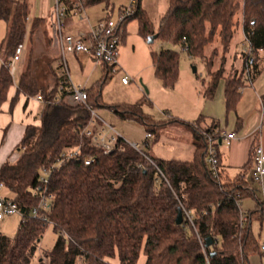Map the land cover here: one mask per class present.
<instances>
[{
	"label": "trees",
	"instance_id": "16d2710c",
	"mask_svg": "<svg viewBox=\"0 0 264 264\" xmlns=\"http://www.w3.org/2000/svg\"><path fill=\"white\" fill-rule=\"evenodd\" d=\"M64 3L68 13L74 10L82 13L99 5L109 11L113 9L111 0H74L71 5L64 0ZM133 8L134 14L123 22V29L136 20L139 34L145 39L158 35L157 40L180 46L191 58L202 60L209 78L203 97L213 99L220 81L225 79L227 110L237 108L244 74L225 78L223 58L229 53L234 30L240 24L236 17L241 13V26L250 46L244 68L251 82L260 75L261 63L264 66L260 57L264 52V0H169L167 16L157 31L152 29L142 9V0ZM29 15L27 2L0 0V21L7 25L0 65V112L15 85L9 65L16 48L26 39L32 43L37 24L41 23L35 19L29 24ZM126 35L125 30L121 44ZM217 38L220 47L212 51L209 59L206 49ZM220 54L222 68L214 71ZM151 60L156 78L164 88L173 89L180 77L179 54L162 49L152 53ZM47 70L46 77L40 79L30 59L16 84L11 108L20 95L26 98L40 95L46 108L41 125L26 128L16 148L17 160L0 168V183L24 215L38 206L41 193L50 196L52 210L48 219L58 239L49 253L38 256V246L50 226L31 217L21 220L14 238L0 234V264H77L79 259L84 264H111L113 260L137 264L141 252L146 256L145 264H250L251 256H264L260 239L253 232L255 223H264V204L249 181L256 146L251 163L232 179L221 166L223 144L219 129L215 125L201 128L202 118L193 124L184 123L196 138L192 161L157 160L145 153L153 165L122 140L112 154L106 155L81 135L90 124V113L84 107L67 105L64 99L56 101L58 77L52 63ZM110 78L106 69L100 83L87 90L88 104L94 109L104 108L100 93ZM143 106L141 101L109 109L121 121L140 124L156 140L160 128L181 122L176 118L157 122L143 112ZM207 136L217 139L221 167L218 178L213 177L206 162ZM77 148L80 158L55 168L48 185H41V170L57 165L64 152ZM88 159L92 160L90 166L85 164ZM249 198L257 201V207L246 214L243 222L238 201ZM179 210L183 211L182 225L176 223ZM184 211L192 215V224ZM208 239L212 241L210 247H206Z\"/></svg>",
	"mask_w": 264,
	"mask_h": 264
},
{
	"label": "rangeland",
	"instance_id": "374dc122",
	"mask_svg": "<svg viewBox=\"0 0 264 264\" xmlns=\"http://www.w3.org/2000/svg\"><path fill=\"white\" fill-rule=\"evenodd\" d=\"M114 5V13H111V19L117 20L119 8L121 5L128 6L127 0H111ZM122 8V7H121ZM142 9L144 10L153 30H158L165 20L169 10V0H142ZM92 19L103 14L101 6H95L88 9ZM80 18V17H79ZM242 15L239 13L236 17V26L234 38L232 40L229 53L224 59L225 74L232 76L234 74H244V56L248 55L249 45L245 40L243 28L241 26ZM75 23L82 22L75 20ZM125 41L119 48V71L111 74L110 80L106 83L100 93V100L104 108L96 106L98 116L111 125L123 138L130 144H137L141 150L149 157L154 159H163L169 161H181L188 154V149L192 142V132L185 128L184 123L192 122L195 118V108L190 101L196 93H202L207 83V70L202 60L191 58L182 47L175 46L170 42H164L161 39L149 43L148 38L139 34L138 21L133 20L126 25ZM47 39L50 41L49 48L42 43L39 36L35 35L32 43L25 40L26 53L20 63H13L11 71L14 76V83L19 81L22 71L28 60L33 59L35 73L40 79L46 77L49 63L56 68L58 61L53 60L51 52L54 51L55 31L51 26H47ZM7 39V25L0 21V51L4 54L5 43ZM47 44V43H46ZM219 39L206 49V55L209 58L215 48H219ZM173 50L180 56V77L178 86L174 89H166L156 78L154 67L151 60V54L160 50ZM1 58L0 55V65ZM210 59V58H209ZM70 61V60H69ZM196 68V73L193 69ZM222 68V55L216 59L214 71ZM235 70H234V69ZM233 69V70H232ZM71 77L75 86L84 88H93L100 83L103 76L101 71L95 70L91 64H87L83 71H80L74 61H72ZM101 75V76H100ZM127 77L128 85L122 83V78ZM44 81V80H43ZM51 82L48 79L47 84ZM180 83V84H179ZM95 85V86H94ZM144 102L143 112L151 116L157 122H168L173 118L181 121L171 125L164 126L158 131V138L145 143V129L136 122L120 121L109 109L115 105H134L138 102ZM195 106V105H194ZM4 196H9L7 191H3ZM21 217L16 215L6 217L0 221V234L9 238H14L18 231ZM253 232L258 233L257 224L253 225ZM58 235L55 234L52 226L48 227L41 243L38 246L37 255L49 253L55 246ZM146 256L140 253L137 264H145ZM77 264H84L83 259H79ZM111 264H119L118 260L111 261Z\"/></svg>",
	"mask_w": 264,
	"mask_h": 264
},
{
	"label": "crops",
	"instance_id": "0c3cea01",
	"mask_svg": "<svg viewBox=\"0 0 264 264\" xmlns=\"http://www.w3.org/2000/svg\"><path fill=\"white\" fill-rule=\"evenodd\" d=\"M19 1H25L30 6L29 24H31L35 19L41 21V23L37 24L38 27L35 35L39 36L42 43L49 48L50 41L47 39L46 30L48 24L54 30V0ZM73 2L74 0H68L69 5ZM99 6L102 7L103 14L95 19H92L86 11L82 13H77L75 10L69 12L66 19L65 32L68 35L76 36L79 32H88L92 27L96 26L104 19H111V13H114V5L112 11H109L104 5ZM121 7L124 8L125 5H121L119 11L122 9ZM76 18L82 23L76 24ZM245 40L247 41L246 37ZM0 55H3L2 51H0ZM51 55V58L54 57L53 60H58L59 48L56 43V39L54 42V51L51 52ZM260 57L261 60H264V52L260 53ZM68 61L70 69L72 67V61H74L80 71H83L87 64H91L95 70L99 69L101 71L102 76H104L105 70L107 69L104 64L99 63L94 58L85 55L70 56ZM261 65V73L253 82L250 81L247 74L246 76L243 75V86L241 88L242 91L240 92L241 97L235 110L231 112L227 110L225 79L220 81L213 99H205L202 92L196 93V95L192 98L193 101H190L193 108H195V118H193L194 120L192 122L188 123L193 124L198 119L202 118L204 121L201 123V128L215 125L219 130H223L225 132H235L237 134V139L230 145V147H226L224 144L220 147L222 169L231 179L236 177L246 165L251 163L253 148L255 146L257 147L261 145L264 147V112L262 110V104L264 102V66L263 63H261ZM229 75L225 74V78ZM12 77L14 80L13 75ZM207 79L209 80L208 76ZM16 84L9 90L8 99L2 105L0 112V168L8 161L14 162L17 160L18 153L16 152V148L22 141L26 128L28 126H40L41 116L46 108V104L43 101H39L37 96L33 98H26L24 95H20L14 107L11 108V101L15 97L17 91ZM86 89L88 90L91 88ZM185 128L188 129L186 126ZM191 135V146L188 149V154L183 160H181L183 162L192 161L196 154V138L193 132ZM251 167L252 169L249 175L250 185L253 189H255L258 199L264 204V178L262 183H254L252 179L254 166L252 165ZM256 207L257 201L252 198L246 199L241 203V210L246 214L254 211ZM255 224L258 226V233L254 234L259 237L262 246L264 245V223L262 225L260 223ZM261 254H264V252L261 251ZM250 264H264V256H251Z\"/></svg>",
	"mask_w": 264,
	"mask_h": 264
},
{
	"label": "built area",
	"instance_id": "2783aa9c",
	"mask_svg": "<svg viewBox=\"0 0 264 264\" xmlns=\"http://www.w3.org/2000/svg\"><path fill=\"white\" fill-rule=\"evenodd\" d=\"M127 1L129 3L128 6L119 11L117 20L104 19L96 26L92 27L88 32H79L76 36H73L65 32L68 8L64 0H54V31L56 43L59 48L58 64H56V68L54 69L58 77V93L55 100L60 101L64 99L67 105L84 107L90 113V124L82 131L81 135L90 140L92 147L101 149L106 155H110L115 151L119 140L126 143L128 142L115 130V128L104 122L98 116L97 111L88 104L89 97L87 89L73 84L68 59L73 55H85L104 64L111 74L117 73L119 71V48L121 45V38L124 34L122 25L126 19L134 14L133 7L138 0ZM24 54L25 42L18 45L16 48L11 64L9 65L10 69L13 63H20L23 61ZM11 73L13 75L12 71ZM122 83L125 85L128 84V78H122ZM37 99L43 101L40 95L37 96ZM262 110L264 112V102L262 104ZM218 132L220 133V142L226 145V147H230L237 139V134L235 132H225L223 130H218ZM153 139L154 135L150 132H146L144 146L148 147V143ZM206 141V162L210 167L213 177L218 178L221 167L219 164L217 139H215L214 136H207ZM128 144L142 154L151 164L155 165V163L145 155L139 145ZM79 158L80 148L64 152L59 158L57 165L49 168L45 167L41 170L40 184L45 186L48 185L51 174L55 168L62 166L71 159ZM91 163V159L85 161L87 166H90ZM253 165V182L260 184L264 178V147L261 145L256 147ZM138 167L141 168L142 166L138 165ZM159 174L162 178H165L160 170ZM3 191H6L5 186L0 183V221L4 220L6 217L18 215L23 221L31 217L41 220L48 226H52V222L48 219V215L52 210V198L46 193H41L38 206L34 207L28 215H24L15 201L2 194ZM35 195L37 196L38 193L36 192ZM241 203V201H238V206L240 208ZM184 214L192 224V215L186 211H184ZM242 215V221L245 222L247 215L243 211ZM261 251L264 252V245L261 246Z\"/></svg>",
	"mask_w": 264,
	"mask_h": 264
},
{
	"label": "water",
	"instance_id": "95a60500",
	"mask_svg": "<svg viewBox=\"0 0 264 264\" xmlns=\"http://www.w3.org/2000/svg\"><path fill=\"white\" fill-rule=\"evenodd\" d=\"M157 38H158V35L148 37L149 43H153L154 41L157 40ZM193 71H194V73H196V71H197L196 68H194ZM220 144H221V142H220ZM176 223H177V225L183 224V211L182 210H179V212H178ZM211 245H212V241H211V239H208L207 243H206V247H210Z\"/></svg>",
	"mask_w": 264,
	"mask_h": 264
}]
</instances>
